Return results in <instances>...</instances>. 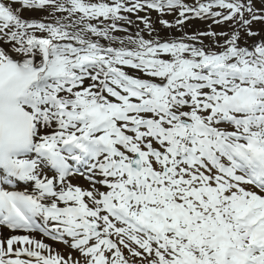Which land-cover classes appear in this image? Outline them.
Returning <instances> with one entry per match:
<instances>
[{
    "label": "snow or ice",
    "instance_id": "6c2138e0",
    "mask_svg": "<svg viewBox=\"0 0 264 264\" xmlns=\"http://www.w3.org/2000/svg\"><path fill=\"white\" fill-rule=\"evenodd\" d=\"M256 24L264 0H0V264H264Z\"/></svg>",
    "mask_w": 264,
    "mask_h": 264
},
{
    "label": "rangeland",
    "instance_id": "374dc122",
    "mask_svg": "<svg viewBox=\"0 0 264 264\" xmlns=\"http://www.w3.org/2000/svg\"><path fill=\"white\" fill-rule=\"evenodd\" d=\"M188 2H191V0H188ZM154 17V16H153ZM167 18V17H165ZM263 25L260 24H256L254 25L255 28L259 29L261 28ZM76 181H80L81 185H83L85 187V184H88L87 180L84 178H77ZM60 248H62V250L65 248V246L63 244H59Z\"/></svg>",
    "mask_w": 264,
    "mask_h": 264
},
{
    "label": "bare ground",
    "instance_id": "6f19581e",
    "mask_svg": "<svg viewBox=\"0 0 264 264\" xmlns=\"http://www.w3.org/2000/svg\"><path fill=\"white\" fill-rule=\"evenodd\" d=\"M47 242H48V243H52V241H50V240H49V241H47ZM53 246H54V247H56V244H54Z\"/></svg>",
    "mask_w": 264,
    "mask_h": 264
}]
</instances>
